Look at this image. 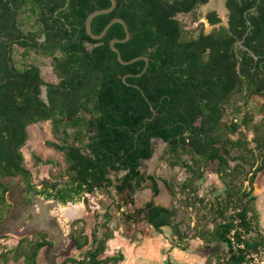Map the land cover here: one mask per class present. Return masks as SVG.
<instances>
[{
	"label": "trees",
	"instance_id": "obj_1",
	"mask_svg": "<svg viewBox=\"0 0 264 264\" xmlns=\"http://www.w3.org/2000/svg\"><path fill=\"white\" fill-rule=\"evenodd\" d=\"M208 1L118 0L115 11L93 20L92 30L99 35L113 19H124L132 37L127 43L116 44L123 59L149 58L147 71L140 77H128V85L124 77L142 73L146 62L124 66L118 61L110 44L114 39L126 38L123 25L114 24L99 41L86 31L88 16L110 8V0H70L67 8L68 0H0V150L10 164L16 165L18 158L17 173L25 176L31 192L48 200L58 199L63 205L83 198L88 205L87 195L106 192L113 196V189L118 194L129 191L132 195L145 183H150L154 196H158L156 178L140 170L142 161L154 154V139L167 143L165 160L171 168L181 166L191 175L182 186L184 193L203 180L201 162L205 167L217 160L219 172L225 174L226 190L209 210L212 229L202 228L194 236L207 249H226L225 255H215L216 264H248L252 255L264 254V235L259 219L253 215L252 202L256 198L251 192H242L239 180L252 174L253 186L264 166L252 171L255 163L251 161L249 142L226 136L237 133L242 125L254 128V142L264 151V131L262 126L253 127L252 115L245 116L242 124L220 127L219 106L228 105L239 89L241 93L249 91L247 101L251 94L264 95V0H228L230 29L221 27L211 35H196L177 16L191 14L197 20V10ZM207 19L211 25L221 22L216 12L209 13ZM44 36L46 43L40 41ZM244 37L245 45L258 60L248 52L239 55L235 50L234 42ZM15 46L24 63L15 59ZM32 53L52 59L58 83H48L41 69L29 62ZM41 84L49 87L50 106L38 97ZM45 120H51L57 141L49 142V146L64 154L67 169L63 177L68 181L47 184L39 191L32 185L33 175L26 168L21 149L29 141L28 127ZM238 149L244 150L243 156L233 160L242 162L230 169L227 157ZM188 154L193 157V165L183 157ZM33 158L37 165L55 164L36 155ZM125 171L122 179L111 178L113 172ZM170 189L174 192V187ZM6 191L7 187L0 184L3 204ZM186 197L187 207L204 202L198 195ZM127 204L117 206L127 220H145L159 233L169 230L180 246L188 239L177 223V207L165 208L151 201L126 215L122 208ZM95 220L90 235L83 220L73 223V240L81 254L63 264L124 262L121 252L105 256L108 242L113 239L111 212L98 213ZM46 237L42 236L41 242L22 240L10 252H16V261L25 258L23 264H38L40 249L52 245ZM10 260L6 254L3 264Z\"/></svg>",
	"mask_w": 264,
	"mask_h": 264
},
{
	"label": "rangeland",
	"instance_id": "obj_2",
	"mask_svg": "<svg viewBox=\"0 0 264 264\" xmlns=\"http://www.w3.org/2000/svg\"><path fill=\"white\" fill-rule=\"evenodd\" d=\"M224 2L225 0H209L206 5L197 10V20L195 15L192 16L190 14L180 15L177 17V19H179L183 23L187 30L195 31L194 34H196V31L198 29L200 30L202 27L205 28V31L209 32L211 28L207 23L206 15L210 11L217 9L222 15L223 19H225V14L220 10V7H223ZM14 51L15 59L17 60V62L20 61V63H24L20 60V51L16 46L14 47ZM29 62L37 65L41 69L43 78L47 82H58L51 58L46 57L41 53H32L31 57H29ZM254 102L255 101L249 103L248 110L256 117V121H259V111L256 108ZM49 129L50 126L47 124H45V128L40 127L38 129V126L30 127L29 142L23 148L27 168L31 169V171L34 173V175L36 176L35 180L37 182L41 181L40 177L47 179L50 172L51 176L53 177L61 175L60 173L66 167L64 156L62 153H58L55 150L53 152L49 149H43V140H46V138L49 137ZM45 130H47V132ZM245 135L246 138L248 137L249 139H252V133L249 130H247ZM49 139H52V137H50ZM155 146V155L144 164L143 172L148 174H155L160 179L159 184L162 189V194L157 199V202L161 205H164L165 207L170 208L176 206L178 208L179 212L177 223L181 224L182 230L188 235V239L184 244L180 246V243L176 240V238H174L173 234H171L169 230L163 232V234H158L154 232L152 228H150L147 222H140L136 225H131L123 220L122 216H120L114 206L115 202L123 201V196L116 195L115 199H110L108 195L100 192L90 197L91 206L94 210L102 211L100 212V215H102L105 210L111 209L113 220L110 222V226L121 232V237L126 238L128 242L134 241L132 238L136 233V237L140 239H150L152 243L157 244V246H155L157 248L154 249H162L161 253L163 254V261L159 264H216L217 258L215 255H225L226 249L222 246H213L211 249H207L205 244L200 239L195 238L194 235L202 228L212 229L213 225L211 223V212L209 211L210 204H214L219 201L225 193L224 184L216 175L218 163L211 164L207 169L206 178L203 181L198 182L197 184L199 190V199H203L204 202H198L196 206L187 207V202L189 201L186 200L187 197L184 196V194L174 195L172 190L169 189V187H174L176 182L182 183L186 179L187 176L185 172L183 170L171 168L167 164L165 158L163 159L166 147L164 143L158 141L156 142ZM34 153L40 154L44 159H53L54 161H56V164L52 165V167L50 166V168L42 167L41 170H35L34 168H32V155ZM249 170L250 166L247 167L246 172H248ZM121 176H123V174H120V177ZM246 176L247 174L240 178L239 182L240 184H242L240 187L242 189V192H251V194L255 196L256 200L255 202H252L253 215L259 219L261 226L260 231L264 235V170L258 174L253 186L250 183L251 174L247 177ZM113 177L115 178V175H113ZM164 181L168 183L169 187ZM151 197L152 195L150 189L147 188L139 190L134 197L136 200V206H143L146 202L150 201ZM45 205L47 214L51 213V218L49 217L51 220V224L54 229L57 230L58 236L61 237L60 241L58 240V247L54 249V251L50 252L48 259L51 260L52 264L54 262L59 264L60 261H55L54 259V257H56L55 253L60 251L62 252L69 246L70 224L74 220L75 215L71 207L65 210L57 208L56 205L52 204L51 202L45 203ZM66 211L67 216H65ZM92 215L93 213L86 214V218L90 226L94 227L96 221L93 219ZM10 245L12 246V242H10ZM175 248L176 250L180 251V258H178L177 255L174 254ZM184 249H186L187 251H183ZM111 251V254H108V256L115 255L113 249ZM118 252L119 251H117L116 253ZM122 252L126 254L125 250H122ZM129 255H131V253H129ZM68 256L77 257L79 255L76 253V251H73ZM145 264H147V261H145Z\"/></svg>",
	"mask_w": 264,
	"mask_h": 264
},
{
	"label": "flooded vegetation",
	"instance_id": "obj_3",
	"mask_svg": "<svg viewBox=\"0 0 264 264\" xmlns=\"http://www.w3.org/2000/svg\"><path fill=\"white\" fill-rule=\"evenodd\" d=\"M227 3H228V0H225V2L223 3V11L225 14V19H223L222 15L219 13V11L217 9L210 11L209 13L216 12L218 14V17L220 18L221 22L219 24H216V25H211L207 19V15L209 14L208 13L206 15V20H207V23L209 24L211 30L209 32H207V31H205V28L202 27L200 30L198 29L196 31V35L200 34V32H203L205 35H211V34H213V32L216 29H220L221 27H226V28L230 29L232 12L228 8ZM203 6L204 5L200 6L199 9H201ZM180 15H189V14H179L178 16H180ZM188 31H190V30H188ZM191 32H195V31H191ZM247 35H248V33L245 35V37ZM245 37L243 39H237L234 42L233 46H234L235 50H237L239 52V55H243L244 52H248L250 55L254 56L255 59L258 60V57L254 55V52L248 46L245 45ZM40 41L43 43H46V37L44 36L42 39H40ZM241 63H242V58L240 57L238 67L241 66ZM57 79L59 82L60 78L58 76H57ZM48 83H51V82H48ZM239 90H237L236 92H234L232 94L228 105H226L224 107L219 106L220 113H222L221 118H220V127H222L224 124L231 125L233 122L242 124V121L244 120L245 116L252 115L254 118V121L252 123L253 127L257 126L260 128V126H262L263 131H264V95H262L261 93L251 94L248 101H247L245 96H247L249 94V91H247V89H246V91L241 93V91H239ZM38 97L41 100H43L47 106L51 105L50 99H49V87L48 86L43 85V84L40 85V93L38 94ZM253 101H255L254 103L256 105V108L259 111V116H260L259 121H256V117L252 113H250L248 110L249 103L253 102ZM237 109H239V112H240L239 114L236 113ZM45 124L49 125L51 127V129H49V137H47L46 140H43V143H44L43 149H53L48 144L49 142H54V141L57 142L53 136V133H52L51 120L41 121V122H38L36 124L29 126L28 127V133L30 136V132H29L30 127L38 126V129L40 127L45 128ZM200 124H201V121L199 120L196 123V125L199 126ZM247 130H249L252 133V139H249L248 137L246 138L245 133L247 132ZM45 131L47 132V130H45ZM50 137H52V139H49ZM226 137H229L233 141H238V140L242 139L243 141L246 140L249 142V149H251L253 151V155H251V156H253V159L251 161L255 163V166L252 168V171H256L262 165L264 166V151H261L258 148V145L254 142V139L256 137V133H255L254 128H248V127L242 125V127L239 129V131L237 133L229 134ZM158 141L162 142L166 145L165 151H164V157H163V159H164L165 158V152H166L168 145H167V143L163 142L162 140H155V139L153 140L154 143H156ZM252 145H253V147H252ZM155 147H154L153 156L155 155ZM23 148L21 149L22 153H23ZM53 150H55V149H53ZM55 151L58 153H61L57 150H55ZM243 151H244L243 149L241 151L239 149L233 150L230 154V157H227V158H229L230 169L236 167V165L238 163L242 162L241 160L235 161V160H233V158L238 156V155L240 156V154H241V156H243ZM3 152H4L3 150H0V155H1L0 156V161H1L0 162V184L7 187V191L5 192V195H4L5 196V204L1 203V201H0V261H1L0 264H3L4 256L6 254L11 259L9 264H23L25 258H21L19 261H16L14 258L16 256V252L11 253L10 251H14L19 246L21 241L25 240V239L31 240L32 242H37V241L41 242L42 236H44V235L47 236L46 237L47 241L52 242V245L44 246L40 249L37 261H38V264H52L51 260L48 259V256H49L50 252L54 251V249H56L58 247V240L60 241L61 237L58 236L57 230H55L51 224V220H50L51 213L47 214L46 209H45V206H46L45 203L51 202L52 204H55L57 208H61V209H65V210H67L70 206H76L77 204H80V205L82 204V205H84V208L86 209V212L88 214L93 213L92 216H93L94 220H95V215L98 213L100 214V212H102V211L94 210L93 207L91 206L90 197L92 195L86 196L88 198V201H89L88 205L85 203L84 198L82 200L76 202V203H68L67 205H63L58 199L48 200L47 198H45L43 196H39L36 193L31 192L32 190L30 189V185H28L25 176L17 173V171L19 169L18 158L16 157V165L10 164L9 161L7 160V158L5 157L6 154L3 155ZM23 155H24V153H23ZM33 155H36L37 157L42 158L41 155L38 153H34ZM33 155H32V160H33L32 168H34L35 170H37V169L41 170L42 167H47V168H50V166L52 167V165H44V164L37 165L34 158H33ZM63 156H64V154H63ZM183 157L185 160H188L190 162V164L193 165L195 163L191 154L184 155ZM199 158H201V156H199ZM42 159L44 161H47V160L54 161L53 159H44V158H42ZM149 160L142 161L140 170L146 176H154L156 178V181H157L159 189H160V193L158 196H154V193H153V190L151 188L150 183H145L144 184L145 187L142 189H147V188L150 189L152 197H151L150 201L146 202L141 207L136 206V203H135L136 200L134 197L136 196V193L142 189H137L135 191V193H133L132 195L129 191H125L124 193L118 194L117 191L113 189V191H112L113 196H108L110 199H115L116 195L123 196V201L122 202H120V201L115 202L114 206H115L117 212L120 214V216H122L123 220H125L126 222H128L131 225H134V224L136 225L140 222H146V221L141 220L139 222H134L133 220H127L123 216L122 212L118 211V208H117L118 205H123V203L128 201V204L122 208V211H125L126 215L134 214L136 210L145 208L147 206V204L150 203L151 201H154L156 205L165 207L164 205H161L157 202V199L162 194V189H161L160 184H159L160 179L155 174H148V173L143 172L144 164ZM242 160H244V157ZM64 161H65V157H64ZM54 163L56 164L55 161H54ZM202 163L203 162H201V165H199V166H200V171L204 172L203 180L206 178L208 167L213 163H218L216 175L221 180V182L224 184L223 178L225 180V174L223 175L219 172V169H220V162L219 161H217V160L211 161L205 167H202L203 166ZM25 164H26V161H25ZM65 164H66V167L60 173L61 175L53 177V176H51V172H50V174L48 175L49 179H48V177H47V179L40 177L41 181H39V182H37L35 180L36 176L31 171V169L27 168V165H26V168L33 175L32 185H34L37 188V190L42 191L43 189L46 188L47 184L59 183L60 185H62L63 183L68 181V179L66 177H63V174H64L65 170L67 169L66 161H65ZM174 169L183 170L187 177L182 183L181 182L175 183L174 192L172 191L173 194L174 195L184 194V196H188L189 194H191L192 196H196V195L199 196V190H198V185H197L198 183L194 184L192 188L189 187L185 191V193L182 192L183 191L182 190L183 184L187 181V179L191 175H189L188 172L186 171V169L181 167V166H177ZM120 174H123V176L120 177ZM126 174H127V171L119 172V173L113 172L111 175V178L114 181H116L117 179H122ZM113 175H115V178L113 177ZM251 176H252V174H251ZM203 180H201V181H203ZM164 182L169 187L168 183L166 181H164ZM119 183L120 182H115V184H119ZM224 187L226 190L225 184H224ZM169 189H170V187H169ZM97 193H100V192H96L95 194H97ZM102 193L106 194V192L105 193L102 192ZM95 194H93V195H95ZM212 205L213 204H210V210L212 208ZM174 207H176V206H174ZM165 208H169V207H165ZM170 208H172V207H170ZM106 211L111 212V209L105 210L104 213ZM65 216H67V211H66ZM76 216H75L76 219L74 218L75 220H73L72 223L70 224L69 246L67 247L66 250H63L62 252L61 251L57 252L58 254L55 253L56 257H54V259H55V261H57V260L60 261L59 264H63L69 258H79L80 257L81 251L77 249V245L73 240V235H72L73 223L75 221H78V220H83L85 222L84 225H85V231H86L87 235H90L92 232V229L94 228V227L90 226V224L87 222V218L85 216L81 217L79 215V213L76 214ZM112 220H113V214H112ZM150 228H152L154 230V232H156L158 234H163V232L159 233L158 231H156L152 226H150ZM111 229H112L113 238H114V232H116V231L112 227H111ZM133 236L134 237L132 239L134 240V242H136L138 244L142 242V239L136 237V233ZM10 242H12V246L10 245ZM185 250H183V251H185ZM73 251H76V253L79 256L69 257L68 255L71 254V252H73ZM106 253H107V251H106ZM105 256H106V254H105ZM55 264H57V263H55Z\"/></svg>",
	"mask_w": 264,
	"mask_h": 264
},
{
	"label": "crops",
	"instance_id": "obj_4",
	"mask_svg": "<svg viewBox=\"0 0 264 264\" xmlns=\"http://www.w3.org/2000/svg\"><path fill=\"white\" fill-rule=\"evenodd\" d=\"M49 150L54 152L53 149L52 150L49 149ZM70 207L72 208L75 216L76 214L79 213L81 217H84V216L86 217V214H88L86 212V209L84 208V205L82 204L81 205L77 204L76 206H70ZM115 231L116 232H114V238L108 242V248H107L108 250H107L106 256H108V254H111L112 249L115 255H118L119 252L123 253L122 250H125L126 254L128 255L123 253L125 256V260L124 262H121L119 264H145V261H147V264H159L163 261V257H162L163 254L161 253L162 249L155 250L154 248H157L155 247L157 246V244L152 243L150 239H142V242L139 244L134 241L128 242L126 238L121 237V232L117 231L116 229ZM164 246H169V245H164ZM117 251L119 252L116 253ZM179 252L180 251L176 250L175 248L174 254L177 255L178 258H180ZM129 253H131V255L133 256L129 255Z\"/></svg>",
	"mask_w": 264,
	"mask_h": 264
},
{
	"label": "water",
	"instance_id": "obj_5",
	"mask_svg": "<svg viewBox=\"0 0 264 264\" xmlns=\"http://www.w3.org/2000/svg\"><path fill=\"white\" fill-rule=\"evenodd\" d=\"M110 1L112 2V6H111L110 8H108V9H101V10L94 11L93 13H91V14L88 16V18H87V20H86V31H87V33H88L89 36H91L93 39L99 41V40H102V39L107 35L108 31L111 29V27H112L114 24L119 23V24L123 25V27H124V29H125V32H126V38L123 39V40H121V39H114V40L111 41V44H110L111 49H112V50L118 55V61H119L122 65H124V66L131 65V64H133V63H135V62H137V61H145V62H146V66H145V68H144V70H143L142 73H140L139 75H132V74H129V75H127V76L124 77V79H123L124 82H125L126 84H128V82H127V78H128V77H134V76L140 77L141 75H143V74L147 71L150 62H149V58H148V57H145V56L138 57V58H134V59H132V60H130V61H125V60L123 59L120 50L116 47V44H117V43H127L128 41H130V39H131V37H132L131 32H130V30H129V26H128L127 22H126L124 19H122V18H115V19H113V20H112V21H111V22H110V23L104 28V30L102 31V33L99 34V35H97V34H95V33L93 32V30H92V23H93V20H94L96 17L100 16V15L110 14V13H112L113 11H115V9L117 8L118 0H110ZM69 3H70V0H68V3L66 4V7H65V8H67V7L69 6ZM65 8H64V9H65ZM128 85H130V84H128ZM135 87H136L137 89L141 90V88H140L139 86H135ZM141 91H142V90H141ZM153 112L156 113V111H155L154 109H153Z\"/></svg>",
	"mask_w": 264,
	"mask_h": 264
},
{
	"label": "built area",
	"instance_id": "obj_6",
	"mask_svg": "<svg viewBox=\"0 0 264 264\" xmlns=\"http://www.w3.org/2000/svg\"><path fill=\"white\" fill-rule=\"evenodd\" d=\"M248 264H264V255L263 254L252 255Z\"/></svg>",
	"mask_w": 264,
	"mask_h": 264
},
{
	"label": "bare ground",
	"instance_id": "obj_7",
	"mask_svg": "<svg viewBox=\"0 0 264 264\" xmlns=\"http://www.w3.org/2000/svg\"><path fill=\"white\" fill-rule=\"evenodd\" d=\"M220 10H221L222 13H224V11H223V7H222V6L220 7Z\"/></svg>",
	"mask_w": 264,
	"mask_h": 264
}]
</instances>
